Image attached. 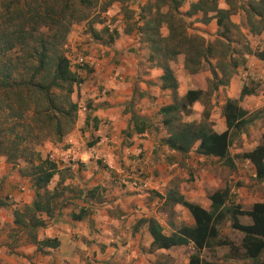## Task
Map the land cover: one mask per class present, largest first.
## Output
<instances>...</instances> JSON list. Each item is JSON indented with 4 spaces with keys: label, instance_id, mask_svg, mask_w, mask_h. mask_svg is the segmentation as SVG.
Returning a JSON list of instances; mask_svg holds the SVG:
<instances>
[{
    "label": "crops",
    "instance_id": "1",
    "mask_svg": "<svg viewBox=\"0 0 264 264\" xmlns=\"http://www.w3.org/2000/svg\"><path fill=\"white\" fill-rule=\"evenodd\" d=\"M152 1L128 0L134 6H142L146 2ZM196 1L198 0H190L192 3ZM239 1L243 4L246 3V0H238L228 21L232 25L238 26L241 32L248 34L249 38L258 39V47L257 50L251 51L249 54L242 53L240 56L242 60L234 69L240 71L238 77L242 82L236 81L229 75L226 85L219 86L215 90L222 92L221 89L227 88L224 95H220L215 100L213 97L211 98L213 100L209 99L212 107L214 103L219 106L218 115H210L217 123V127L211 126V129L216 133L225 130L221 109L226 99H238L241 89L237 91L236 96L230 95L232 87L237 82L241 88H246V83L243 84V80H253L260 84L261 91L258 93L256 90H250L252 93L244 96L238 102V106L246 112L257 113V118L232 140L228 149L231 167H226L223 161L216 158L202 157L193 152L181 156L168 150L160 142L167 136L166 132H156V129L152 128L146 119H144L146 121L144 131L133 132L131 123L133 115L124 112L133 83L134 81L140 82L139 85L144 91L142 95L147 99L148 93H151L153 87L159 90L158 78L161 71L153 67L154 72L151 70L141 72L136 65L138 61L136 56H124L125 63L120 61L124 64L112 67V75L106 69L99 71L97 76L102 83L99 84L110 93L102 98L94 99V102L104 101L101 105L94 106L90 111V118L97 121V127H90L92 132H79L84 138L91 136L97 140L84 147L74 134L64 139V150H53L54 162L51 163L55 165L57 172L46 189L52 191L55 187L61 191L62 195L53 202L52 214L49 219L43 214L40 215L46 225L37 229L36 239L38 241L56 239L59 243L56 249H45L47 253L40 255L35 252V247L27 240L26 235L15 230L13 212L31 204L34 189L25 178L13 180L12 177L7 176L8 173L1 170L0 165V182L7 187L6 189L0 188V197H2L0 201V264H158L156 257L173 249L178 252L183 249L186 252L181 262V264H186L188 256L193 253L191 244L149 253L151 238L146 231V226L138 225V221L151 218L159 224L162 232L166 235L174 232L180 226L193 225L191 216L184 208L180 205H171L168 202V194L174 192L182 196L185 201L208 210L209 201L202 192L204 186L197 178L203 173L212 172L215 166H220L229 173L226 180L215 189H228L229 201L238 204L243 210H248L254 203H264V182H257L254 178L252 165L239 157L240 154L249 152L256 147L264 133V62L254 57V52H259L264 48V34L250 35L248 33L244 13L238 6ZM188 4L184 3L179 11L185 12L188 9ZM216 7L220 10L229 8L225 0H216ZM114 13L112 12V17ZM207 16H211V13H208ZM201 17L202 15L198 13L190 19H186L190 26L195 23L198 27L191 34H197L205 41L212 42L216 34L214 37L210 35L217 30L215 18H211L207 24H202ZM123 36L125 35L123 34ZM126 47L127 44L122 37L113 39L112 43L104 46L107 51H110V57L115 59L119 57V52H122ZM101 53L103 50L99 57L101 61H104ZM232 56L235 55L232 54ZM217 75L220 77L219 73ZM178 88L177 84L176 92L179 97L191 89L189 87L179 91ZM91 96L94 97L95 92H92ZM195 105L198 107L200 102L192 105L191 114L195 111ZM104 123L111 126L110 132H104V128H100V125ZM257 123L261 124L260 131L255 128ZM128 130L132 132H126ZM105 139L108 142H104ZM137 150L139 155H136ZM130 154L135 155L132 161L127 159ZM118 159L121 160V163L118 162ZM136 173L148 185L147 191H132L127 185L122 184L123 178ZM92 190L94 192L90 197L87 193ZM80 210H83L86 216L80 221H73L70 215L76 214ZM238 220L241 224H250L247 217H239ZM223 225L227 230L235 232L229 228L228 221L220 226ZM10 230L12 233L23 234L24 244L12 247ZM82 238L90 241V247H85L86 245L81 241ZM240 239L241 235L239 234V241ZM230 243L234 247L238 245ZM219 248H223L226 253L223 256L226 260L223 264L251 263L249 260L234 257L232 253L229 255L228 247L213 249ZM206 251H201V258L213 264L205 256ZM258 259L260 262H264V250Z\"/></svg>",
    "mask_w": 264,
    "mask_h": 264
},
{
    "label": "trees",
    "instance_id": "2",
    "mask_svg": "<svg viewBox=\"0 0 264 264\" xmlns=\"http://www.w3.org/2000/svg\"><path fill=\"white\" fill-rule=\"evenodd\" d=\"M238 0H225L227 10L216 7V0H153L144 4L137 14L135 34L138 43L143 44L147 51V62L161 71L158 78L159 90L169 91L171 103L158 109L159 125L166 132L161 139L162 145L181 156L189 152L202 157H212L223 161L226 167H231L228 149L232 140L244 131L256 118L257 113H248L238 106V102L252 92L242 87L237 100L226 99L221 115L225 130L216 133L211 129L208 112L203 110L199 122L183 121L191 114L192 105L204 98L209 103L207 92L199 89H189L183 96L177 95V81L170 67L175 58L183 56V69L188 74H196L205 64L210 68V60L216 62L210 69L211 93L219 86L226 85L230 71L238 66L242 58H232L229 46V32L235 26L228 21ZM188 4L185 12L179 9ZM110 3L100 6V11L106 12ZM96 0H0V93L13 95L21 99L22 93L27 98H40L46 109L57 113L60 120L70 122L76 111V105L67 98L72 93V86L79 83L71 71L69 62L64 56L61 46L70 26L87 20L89 11L97 8ZM239 8L245 16V23L250 35L264 34V0H246ZM200 13V22L207 24L215 18L216 37L212 42L205 41L197 34H189L190 23L186 19ZM211 13V16H207ZM166 30L165 36L160 33ZM91 38L100 39V31L88 28ZM106 31V30H105ZM108 34L107 43L115 39L114 31ZM106 44V42L104 43ZM231 52V53H230ZM246 53H251L246 50ZM254 57L264 62V48L254 52ZM226 59L224 63L223 60ZM219 72L220 77L217 76ZM52 91L64 92L65 96L58 99ZM14 112V115H19ZM48 118L54 120L51 115ZM84 124H87L88 116ZM92 125L97 121L91 118ZM132 130L135 133L144 131L146 121L138 116L131 118ZM53 131L60 138L59 119L51 123ZM16 145L2 144L0 152L8 156L11 147ZM15 155H9V159ZM247 160L254 169L257 182H264V133L260 143L251 151L239 155ZM57 172L53 163L40 160L36 165H30L28 177L34 189V197L30 205L13 212V225L17 231L23 232L27 240L35 247V252L44 255L45 249H56L59 245L56 239H36V231L44 227L43 214L50 218L53 202L62 193L55 187L48 191L46 186ZM94 190L87 194L92 197ZM168 202L180 205L192 218L193 225L180 226L174 232L166 235L159 224L144 218L138 225L146 226L151 238L149 253L155 250H169L191 244L193 253L188 256L186 264H211L201 258L202 250L217 247H228L234 257L249 260L250 264H264L259 261V255L264 250V203H254L248 210H243L238 204H233L228 198V189H218L207 195L208 210L199 205L187 202L182 196L170 192ZM86 216L83 210L71 214L73 221H80ZM239 217H247L250 224L239 223ZM228 221L229 228L238 232L241 239L237 247L219 237V227Z\"/></svg>",
    "mask_w": 264,
    "mask_h": 264
},
{
    "label": "rangeland",
    "instance_id": "3",
    "mask_svg": "<svg viewBox=\"0 0 264 264\" xmlns=\"http://www.w3.org/2000/svg\"><path fill=\"white\" fill-rule=\"evenodd\" d=\"M96 1L98 4L97 8L88 12L89 15L86 21L70 26L61 46V50L70 65L73 64L77 56L85 57L87 59L89 58V60L93 62L92 65H85L78 69L76 68L75 72L72 71L79 80V83L72 86V93L67 97L71 103L76 105V111L71 115L73 118L70 122L60 120L57 113H52L49 109H46L45 111V104L40 98H27V95L22 93L21 99L26 102H20V99H14L13 95L10 93H0V142L2 144L10 143V146L16 145L14 148L11 147L8 149V156H5L0 152V165L1 170L7 172V176L12 177L13 180L15 178H25L31 183L28 177L30 165H36L40 160L44 159L49 161V155L53 153V150H64L63 141L67 136L76 134L75 136L80 139L84 147L97 140L91 136L84 138L79 132H92L90 127H97V124L92 125L90 111L94 106L101 105L104 101L94 102V99L102 98L110 93L109 90H105V88L100 85L102 84L101 80L97 77L99 71L107 69L108 73L112 75V67L114 68L119 64H124L126 56H136L138 59L136 65L141 72H144L145 70H151V72H154L152 70L154 69L152 65L147 62V49L143 44L138 43L134 29L137 14L144 4L142 6H134V4H130L128 0ZM106 3H110L106 12L100 11V6ZM112 12H115L113 17ZM88 28H91L96 32L100 31V39L94 40L91 38ZM195 28L198 27H196L195 23H192L189 27L188 33H193ZM112 30L114 31V34H116L115 39L122 37L123 41L127 44V47L123 49L122 52H119V57L116 59L110 57V51H107L104 48V46L108 45L107 35L111 34L110 31ZM160 33L162 36H165L166 30L161 28ZM123 34L126 37L123 36ZM215 34L216 32L211 33L210 36L214 37ZM228 37L230 41L229 46L233 52L232 54L235 55L232 58L235 60H238L246 50L252 52L257 50L258 39L249 38L248 34L241 32L238 26L231 28ZM105 42L106 44H104ZM101 50H103V53L101 54L103 55L104 61H101L99 57ZM120 61H123L124 63H121ZM182 62L183 56L179 55L172 63H170L172 72L178 82L179 91L185 90L189 87H191V89H199L207 92L208 96H210L209 98L211 99L213 97L214 100L216 98L218 99L220 95H224L227 88L221 89L222 92L217 90L211 93L212 77L210 75V69L216 62L214 59L209 61L210 68L203 64L201 69L193 75H189L183 69ZM223 62L225 63L226 59H224ZM215 72L216 74L219 73L216 70ZM239 72L240 71L238 70H232L230 71L229 77H233L236 81L242 82L238 77L240 74ZM137 78L139 80V75ZM238 82L232 87L230 95L236 96L237 91L241 89V85H239ZM139 83L140 82L138 81H134L131 95L124 108V112L146 119L150 123V126L156 129V132H164V130L160 128V117L158 116L157 111L160 107L171 103L170 92L160 91L152 86V91H150L151 93H148L149 97L146 99L145 96L142 95L144 91ZM245 83L248 90H256L258 93L261 91L258 82L247 79L246 81L243 80V84ZM52 92L55 96H58V99L65 96L64 92ZM92 92H95L94 97L91 96ZM206 101L207 100L204 98L198 107L195 105V111L188 117L183 118V121L199 122L201 119V111L206 110L209 114L211 126L216 128L217 123L215 119L211 118V116L218 115L219 106L214 103L212 107V103H207ZM197 110L201 111L199 112ZM16 111L19 112V115H14V112ZM51 115L54 120L48 118V116L50 117ZM87 116V124L85 125L84 120H86L85 118ZM57 119H59L60 132H62L60 138H57L58 136L53 131V126L51 125V123H55ZM260 126L261 124L257 123L255 126L256 130L260 131ZM100 128H104V132L111 131V126L107 123L101 124ZM126 132L132 131L128 130ZM9 155L15 156L9 159ZM134 157L135 155L130 154V157L127 159L132 161ZM118 162L121 163V160L118 159ZM212 170V172L203 173L197 178L200 180L201 185L204 186V189L202 187L204 196H207L217 189L218 186L226 180L227 175L229 174L228 171L220 168V166H215ZM65 175L67 176V173H65ZM0 188L6 189L7 187L0 182ZM28 191H30L29 188ZM1 200L2 197H0V201ZM9 232L11 236L10 244L12 247L17 246L18 244H24L25 239L23 234L17 232L12 233L11 230ZM219 237L221 239L229 240L235 245L239 244V234L227 230L224 225L220 226ZM81 241L86 245L85 247H90V241L88 239L82 238ZM185 254L186 252L183 251V249L179 252L173 249L168 253L158 255L156 261L158 264H181ZM204 254L213 264H223L224 261H226L223 257L224 254H226L224 253L223 248L209 250ZM228 254L230 255V252ZM218 261H221V263H218Z\"/></svg>",
    "mask_w": 264,
    "mask_h": 264
},
{
    "label": "built area",
    "instance_id": "4",
    "mask_svg": "<svg viewBox=\"0 0 264 264\" xmlns=\"http://www.w3.org/2000/svg\"><path fill=\"white\" fill-rule=\"evenodd\" d=\"M93 62L89 60V58L77 56V58L74 60L73 64H69L71 67V71L75 72V69L83 67L85 65H92ZM74 68V70H73ZM104 142H107L105 139ZM136 155H139V151L137 150ZM70 157V156H69ZM71 158V157H70ZM49 161L54 162L53 153L49 155ZM72 159V158H71ZM122 184L127 185L132 191L136 192H143L148 190V185L140 178V175L138 173L133 175H128L127 177L122 179Z\"/></svg>",
    "mask_w": 264,
    "mask_h": 264
}]
</instances>
